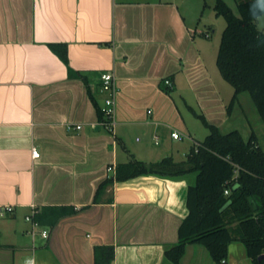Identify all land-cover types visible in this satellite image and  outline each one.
Listing matches in <instances>:
<instances>
[{
    "label": "crops",
    "instance_id": "1",
    "mask_svg": "<svg viewBox=\"0 0 264 264\" xmlns=\"http://www.w3.org/2000/svg\"><path fill=\"white\" fill-rule=\"evenodd\" d=\"M186 2L0 0V204L13 206L0 214V264H254L241 240L225 261L187 241L178 263L168 256L181 243L198 171L103 186L132 158H187L201 140L181 104L219 128L231 118L233 91L223 94L211 74ZM58 43L68 63L52 49ZM104 71L118 87L114 131L101 123ZM62 205L75 211L27 219ZM102 247L113 249L106 262Z\"/></svg>",
    "mask_w": 264,
    "mask_h": 264
},
{
    "label": "trees",
    "instance_id": "2",
    "mask_svg": "<svg viewBox=\"0 0 264 264\" xmlns=\"http://www.w3.org/2000/svg\"><path fill=\"white\" fill-rule=\"evenodd\" d=\"M237 7L238 13L224 0H216V14L226 20L216 62L223 78L234 88L229 110L240 93L249 92L264 123V29L257 24L264 13V0H237ZM58 44L52 49L68 63L66 44ZM196 115L210 132L192 145L185 160L166 156L145 162L132 158L119 163L115 176L103 186L114 178L125 180L147 172L179 175L198 171L187 194L189 212L179 228L181 243L169 250L168 256L178 263L184 243L197 242L220 262L227 256L229 243L241 240L253 263L264 264V258H259L264 253V148L254 132L248 138L238 129L222 132L202 114ZM74 211L73 206H48L37 211L34 219L43 224L50 216L49 221L54 222ZM100 253V261L106 262L113 249L102 247Z\"/></svg>",
    "mask_w": 264,
    "mask_h": 264
},
{
    "label": "rangeland",
    "instance_id": "3",
    "mask_svg": "<svg viewBox=\"0 0 264 264\" xmlns=\"http://www.w3.org/2000/svg\"><path fill=\"white\" fill-rule=\"evenodd\" d=\"M224 1L238 13L237 0ZM186 3L189 5L190 13L196 17V37H198L199 41H202L201 49L211 74L216 79L218 77V80L223 83V94L231 91L234 92L233 86L221 75L216 62L222 32L226 26L225 18L222 15L216 14V0H187ZM257 24L259 28L264 29V13L258 17ZM181 109L186 114L187 119H191V127L196 132L193 135L198 140H203L206 134L209 133L208 127L205 126L201 119L195 117L189 109L186 110L182 104ZM220 128L222 132L238 129L246 138L254 130L258 133L264 147V123L249 92L245 91L238 97L233 105L230 120Z\"/></svg>",
    "mask_w": 264,
    "mask_h": 264
},
{
    "label": "built area",
    "instance_id": "4",
    "mask_svg": "<svg viewBox=\"0 0 264 264\" xmlns=\"http://www.w3.org/2000/svg\"><path fill=\"white\" fill-rule=\"evenodd\" d=\"M166 82L169 85H171L170 80L167 79ZM100 90L103 93H105V96L103 99L104 103L102 106L103 120L101 123L110 131H114V126L116 123V109H117L116 96H117L118 87L116 85L115 76H114L113 72H111V71L102 72ZM69 127H73V125L70 124ZM76 127L80 128L81 125L77 124ZM171 136L174 139H179L182 137V134L179 130H173V131H171ZM32 154H33V156L36 157V156H39L40 152L38 149L33 147ZM225 192L228 193L229 190L226 189ZM12 208H13L12 205L0 204V214H5V213L11 211ZM35 213H36V210L32 211L31 214L27 215V219L33 220L32 222L34 225H39L40 223L34 219ZM32 232L34 233L33 230H32ZM42 234H43V236H47V230L43 229ZM223 261H225V259H223ZM26 264H34L33 258L26 261Z\"/></svg>",
    "mask_w": 264,
    "mask_h": 264
},
{
    "label": "water",
    "instance_id": "5",
    "mask_svg": "<svg viewBox=\"0 0 264 264\" xmlns=\"http://www.w3.org/2000/svg\"><path fill=\"white\" fill-rule=\"evenodd\" d=\"M188 212H189V208H188ZM259 258H264V253H262Z\"/></svg>",
    "mask_w": 264,
    "mask_h": 264
}]
</instances>
